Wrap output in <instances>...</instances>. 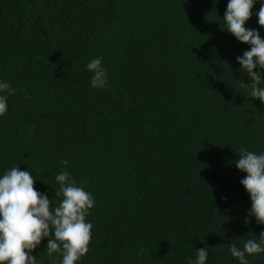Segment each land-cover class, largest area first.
Instances as JSON below:
<instances>
[{"label": "trees", "instance_id": "trees-1", "mask_svg": "<svg viewBox=\"0 0 264 264\" xmlns=\"http://www.w3.org/2000/svg\"><path fill=\"white\" fill-rule=\"evenodd\" d=\"M227 3L0 0V81L16 90L0 117V175L31 171L56 206L62 171L92 193L78 264H187L205 246L207 264H239L229 245L264 231L245 224L235 166L241 147L264 153V106L237 71L248 45L226 31ZM259 7L246 27L264 38ZM96 57L109 75L99 90L86 69ZM46 245L33 255L59 264Z\"/></svg>", "mask_w": 264, "mask_h": 264}, {"label": "clouds", "instance_id": "clouds-1", "mask_svg": "<svg viewBox=\"0 0 264 264\" xmlns=\"http://www.w3.org/2000/svg\"><path fill=\"white\" fill-rule=\"evenodd\" d=\"M258 25L264 28V0H228L222 21L229 32L241 44L248 45V50L236 57L240 66L237 71L246 74L251 83L245 84L250 89L249 96L264 106V38L260 31L246 27L252 18L253 9ZM86 69L91 73V87L104 89L108 84V69L101 57L91 59ZM16 90L7 81H0V117L9 110L8 100ZM235 161L236 168L246 174L240 183L250 197L251 208L248 210L245 224L254 219L257 225L264 226V153L257 154L245 147L239 149ZM67 167L68 162L63 161ZM37 180L31 171H22L13 166L0 175V264H40L39 257L33 253L47 240L48 257L58 254L59 264H78L89 252L93 225L87 220L95 206V198L68 171L55 176L61 196L59 205L49 199L48 193L34 188ZM227 202V197H224ZM231 256L239 264H250L249 256L264 254V231L254 238H249L243 247L229 245ZM195 259L187 258V264H207L208 247L195 249ZM143 255L141 249L137 256Z\"/></svg>", "mask_w": 264, "mask_h": 264}]
</instances>
